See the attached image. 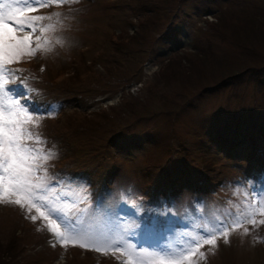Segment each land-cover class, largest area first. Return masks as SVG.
<instances>
[{
    "label": "rangeland",
    "instance_id": "374dc122",
    "mask_svg": "<svg viewBox=\"0 0 264 264\" xmlns=\"http://www.w3.org/2000/svg\"><path fill=\"white\" fill-rule=\"evenodd\" d=\"M55 6L66 8L43 21L55 25L45 33L52 50L14 64L21 79L31 77L39 112L54 115L28 127L55 153L49 175L86 190L80 207L129 230L137 208L141 216L171 209L190 229L210 213L236 212L244 191L264 184V0L47 8ZM148 183L154 197L140 199ZM188 183L213 189L193 193ZM162 184L173 186L166 192ZM250 234L218 239L214 252L205 245L199 264H264V239ZM52 239L40 220L0 204V264H120L78 245L53 247Z\"/></svg>",
    "mask_w": 264,
    "mask_h": 264
},
{
    "label": "snow or ice",
    "instance_id": "6c2138e0",
    "mask_svg": "<svg viewBox=\"0 0 264 264\" xmlns=\"http://www.w3.org/2000/svg\"><path fill=\"white\" fill-rule=\"evenodd\" d=\"M74 2L77 0H0V204L18 206L33 223L40 220L53 237V247L59 243L65 248L78 245L105 254L120 253L124 257H117L120 264H199L207 258L201 251L205 245L214 252L218 239L227 244L230 235L241 228V234H248L245 223L264 224V219H256L264 216V184L251 196L244 191L236 212L210 213L190 229L180 227L182 218L171 209L141 216L142 209L137 208L134 228L129 230L109 221L98 209L80 207L87 199L81 195L85 189L74 190L49 175L46 165L55 153L45 151V139L28 127L40 124V106L32 99L36 90L28 84L31 77L21 79L17 74L22 70L8 65L52 50L45 33L54 31L55 25L43 21L61 14L29 13Z\"/></svg>",
    "mask_w": 264,
    "mask_h": 264
},
{
    "label": "trees",
    "instance_id": "16d2710c",
    "mask_svg": "<svg viewBox=\"0 0 264 264\" xmlns=\"http://www.w3.org/2000/svg\"><path fill=\"white\" fill-rule=\"evenodd\" d=\"M175 32H176V31H174L173 34H172V33H169L167 38H168L169 40H172V39L175 37ZM49 118H53V116H50ZM41 124H42V123H41ZM45 133H46V132H45ZM46 134H47V133H46ZM47 135H48V134H47ZM48 136H49V135H48ZM49 137H50V136H49Z\"/></svg>",
    "mask_w": 264,
    "mask_h": 264
}]
</instances>
